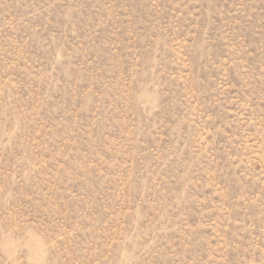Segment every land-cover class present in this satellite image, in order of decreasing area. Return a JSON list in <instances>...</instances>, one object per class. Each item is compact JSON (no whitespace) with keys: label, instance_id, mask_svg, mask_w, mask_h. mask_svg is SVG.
Masks as SVG:
<instances>
[{"label":"rangeland","instance_id":"obj_1","mask_svg":"<svg viewBox=\"0 0 264 264\" xmlns=\"http://www.w3.org/2000/svg\"><path fill=\"white\" fill-rule=\"evenodd\" d=\"M0 264H264V0H0Z\"/></svg>","mask_w":264,"mask_h":264}]
</instances>
